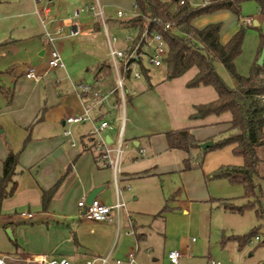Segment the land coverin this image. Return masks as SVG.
<instances>
[{
    "label": "crops",
    "instance_id": "crops-1",
    "mask_svg": "<svg viewBox=\"0 0 264 264\" xmlns=\"http://www.w3.org/2000/svg\"><path fill=\"white\" fill-rule=\"evenodd\" d=\"M32 1V14L46 30L43 42L36 46L41 61L30 67L16 57L23 50L30 54L32 47L35 48L23 42L28 39V43H32L34 35L30 28H23V35L10 37L0 44V49H7L15 56H5L7 62L0 66V76L8 75L9 78V87H1L7 103L0 107V176L8 147L20 155L17 189L12 197L4 200L0 213V241L3 244L0 257L11 262L46 257L67 259L73 264H99L100 258L108 256V264H117L116 261L128 264V254L134 253L135 264H170L168 253L177 250L182 254L181 264H200L204 252L202 241L182 239L175 225L187 227V233L191 235L198 229L201 211L215 207L231 215L243 216L253 211L259 227L264 228L256 208L231 212L220 206V202H227L242 207L249 201L242 185L210 177L222 166L243 165V159L235 156L231 147L208 152L200 169L185 172L182 171L183 153L168 148L165 134L169 131L191 128L202 144H214L230 134L229 113L205 119L190 118L194 106L217 99L212 87L187 88L196 69L173 80H166V72L162 83L153 85L151 70L144 66L150 72L146 79L147 89L143 86L132 89L122 67L118 66L119 74L124 78L123 86L131 96V101L127 102L124 94L123 105L118 73L109 55L108 39L111 37L106 24L103 33L106 48L101 55L94 56L91 63L82 61L75 53L63 55V67L50 69L47 62L51 45L47 34L53 38V43L56 39L69 40L86 35L91 38L96 33L101 34L100 23L82 21L86 17L81 18V15L86 14L87 7L71 13L62 0H46L39 4ZM95 1L96 7L90 9L95 11V17L101 18L103 10L99 1ZM248 3H254L257 12L247 16L245 21H242L243 15L240 20L235 15L238 23L230 32H225L218 21L221 17L229 19L227 10L213 13V20L206 21L210 14L193 23L199 29L208 24H221L222 44H226L242 24L253 30L249 37L246 34L242 54L235 61L238 73L244 76L249 74L257 59L259 32L264 34V11L257 3ZM113 38L117 43V38ZM123 43L121 47H114H128L126 39ZM30 68L35 69L37 81L26 78ZM88 74L92 75V80ZM82 84L98 93V97L92 92L81 93L79 86ZM58 90L64 91L63 97ZM86 110L90 114L87 122L66 123V118L83 115ZM103 121L110 125L102 132L106 142L112 147L122 144L117 172L103 163L95 149L93 128ZM66 131L70 134L65 135ZM198 155L195 151L196 162L200 158ZM58 182L56 192L45 207L43 192ZM256 183L261 186L263 201V171L256 177ZM95 189H99L95 199L103 205L112 206L117 199L125 204L113 222H92L84 218L78 202L87 201ZM166 208L167 211L161 214ZM181 211L186 217L180 218ZM22 213H31L33 217H22ZM175 231L180 239L170 244ZM220 237L222 248L231 240L237 242L240 250L247 244L241 246L239 238Z\"/></svg>",
    "mask_w": 264,
    "mask_h": 264
},
{
    "label": "trees",
    "instance_id": "trees-1",
    "mask_svg": "<svg viewBox=\"0 0 264 264\" xmlns=\"http://www.w3.org/2000/svg\"><path fill=\"white\" fill-rule=\"evenodd\" d=\"M137 15L121 25L134 28L138 34L148 29L158 31L163 35L168 49V57L164 62L167 72L166 80H173L184 76L192 69L197 73L186 84L187 88L212 87L217 93V99L210 103L194 106L191 119H205L210 116L231 115L230 134L218 141L212 147L201 150L200 141L196 139L191 128H184L167 132L166 139L170 150L183 153L182 171L200 169L204 156L214 150L231 147L235 156L243 159L242 166H222L210 175L213 179H226L231 184L242 185L245 198L249 201L245 206L236 207L227 202H220V206L231 212H242L245 209L256 208L258 219L264 221L262 207V189L256 183V177L261 173L262 158L258 149L264 148V64L258 65V59L264 52V34L259 32V47L256 61L250 68L249 74L238 73L235 61L242 54L243 44L247 34V26L241 25L238 32L226 43L220 41L221 24H208L202 29L194 26V21L202 16L218 11L228 10L240 20L242 18V4L257 3L264 11V0H208L203 7L180 5L177 0H133ZM158 21L160 24H156ZM166 25L170 28L166 29ZM223 65L229 76L236 82L235 87H229L217 74L214 63ZM140 72L145 79H149L150 72L140 62ZM126 80L131 71L126 72ZM127 102L131 96L123 86ZM195 151L199 152L196 162ZM20 163L19 153L8 147V153L2 161L0 176V213L4 200L12 197L17 189V169ZM61 181V180H60ZM60 182L53 188L43 192V205L46 207L56 192ZM167 208L161 213H165ZM257 231V229L255 230ZM250 238V236H249ZM249 238H239L241 246Z\"/></svg>",
    "mask_w": 264,
    "mask_h": 264
},
{
    "label": "rangeland",
    "instance_id": "rangeland-1",
    "mask_svg": "<svg viewBox=\"0 0 264 264\" xmlns=\"http://www.w3.org/2000/svg\"><path fill=\"white\" fill-rule=\"evenodd\" d=\"M100 6L103 10V17H95V11L90 8L96 7L95 0H62L63 5L67 8L70 7L71 13L75 10L81 8H86V14L81 15V18L86 17L84 20L88 24L93 22L100 23L101 34H97L95 37H77L69 40L65 39H56L55 47L59 51L61 57L64 55H73L74 53L82 61L91 63L94 56H99L105 51V38L104 33V23L108 29L109 35L111 38L116 37L118 42L114 44L115 47H121L124 45L125 39H133L137 36L138 32L131 27H121L122 22L131 20L137 15V10L134 6L133 0H98ZM32 0H0V44H4L8 41L10 37L15 38L18 35H23V28H30L33 30V37L31 39L32 43H28V39L24 40L25 44L32 47L30 54H27L24 50L21 51L19 56H16L20 59H23L26 66L33 67L41 61L37 53L38 42H43L45 31L41 25L38 17L32 12L34 11V5ZM242 21L247 20V16H250L257 12V9L254 3H244L242 5ZM97 11V8H96ZM122 11L125 16L119 18L117 13ZM255 11V12H254ZM228 12L229 19L226 17L219 18V22L222 24V29L225 32H230L231 27L237 26V18L231 11ZM212 14L211 16H206V21L213 20L215 17ZM79 18V19H81ZM210 19V20H208ZM102 20V21H101ZM240 25V24H239ZM47 28H50L47 26ZM67 28V27H66ZM52 29V28H51ZM50 30V29H49ZM51 31V30H50ZM52 32V31H51ZM43 33V35H42ZM248 37L253 30L247 27ZM93 34V33H92ZM250 40V39H249ZM75 42V43H74ZM246 44V43H245ZM1 46V45H0ZM25 46V45H23ZM25 48V47H24ZM246 51V48H245ZM247 52V51H246ZM4 53V54H2ZM73 53V54H72ZM7 57H15L13 54L9 53L7 49H0V66L7 62ZM145 66L151 70V83L153 85L162 83L165 79L166 68H155L151 66L147 60ZM215 70L217 74L224 80V82L229 87H235V81L229 76L226 72L223 65L219 62L214 63ZM58 69V68H57ZM250 71V69H249ZM88 77L92 80L93 77L91 74H88ZM130 84L132 89L139 88L143 86L147 89L148 84L145 78H142L140 81H136L133 77L127 79V84ZM8 75L0 76V107L5 105L6 97L1 92V87L4 86L8 88L9 86ZM63 90H58L57 93L61 94ZM61 97L62 94H61ZM222 137V136H220ZM124 148V153L126 152ZM259 155L263 160L261 165V171L264 172V148L258 149ZM264 190V183L262 184ZM173 206L174 204L171 203ZM264 208V199L262 201ZM180 218L186 217L181 211ZM249 218V219H248ZM177 231L181 233L182 239H187L188 242L192 240L202 241L204 246L203 259H201L200 264H208L211 261L229 263V264H260L264 262V228L259 227V222L253 211H248L245 215H231L228 212H225L223 209H214L211 210L209 207L207 210H202L199 216L198 229L191 235L187 233V227L181 228V224L175 225ZM179 229V230H178ZM257 229V231H255ZM193 230H196L193 227ZM177 231L174 233V237H171L170 244H174L175 241L179 238ZM225 238H249L247 244L243 249H239L236 241L231 240L227 245L222 248L221 246V237ZM256 237L259 238V241L256 240ZM163 239V238H162ZM177 240V241H178ZM163 242V240H162ZM0 241V248L2 247ZM180 260V264H181Z\"/></svg>",
    "mask_w": 264,
    "mask_h": 264
},
{
    "label": "built area",
    "instance_id": "built-area-1",
    "mask_svg": "<svg viewBox=\"0 0 264 264\" xmlns=\"http://www.w3.org/2000/svg\"><path fill=\"white\" fill-rule=\"evenodd\" d=\"M46 0H35L36 4L42 3ZM180 5H191L193 7H203L207 5L208 0H177ZM44 11L47 12L48 8H44ZM99 15L102 16V12L98 11ZM119 18H123L125 14L122 11L117 13ZM156 24H160V22L156 21ZM166 29L170 28L169 25L165 26ZM47 39L49 44L51 45L48 57V67L50 69H57L63 67L62 57L54 46L53 38L47 34ZM136 38L126 39V43H128V47L124 49H117L114 47V43H116L115 38L108 39L109 41V55L114 62V66L118 73V88L120 90L123 105L125 103L124 100V89H123V81L124 78L121 74H119L118 66L122 67V73L125 74L128 71H131V74L135 80H140L142 78V74L139 70L140 62H142L143 66H145V62H147L155 67L160 68L164 65L165 60L168 57V49L166 42L163 38V35L158 31L150 32L146 29L139 39L136 41ZM26 78L29 80L37 81L39 77L36 75V71L34 68L28 69L26 72ZM79 90L83 94L91 93L92 89L84 84L79 86ZM95 97H98V93L92 92ZM90 120L89 110H86L83 115L79 116H70L66 118V123L71 124H79L85 123ZM110 128V125L107 121L101 122L99 125H94L93 134L96 136L95 141V149L101 160L106 166L112 168L115 172L120 170V160L122 155V144L121 142L116 146L112 147L109 145L104 137L102 136V132L106 129ZM70 132L66 131L65 135H69ZM78 207L83 211V216L86 220L92 222H113L119 217L120 212L125 208V204L118 200L112 206L103 205L100 201L94 199L90 204H87L86 200L83 199L78 202ZM22 217L32 218L33 214L31 213H22ZM259 239V238H257ZM182 254L177 251H171L168 253V260L170 264H180V259ZM109 257H103L99 259V264H108ZM117 264H121V261H116ZM0 264H73L69 262L67 259H47L46 257H39L31 261L24 262H11L8 261L5 257H0ZM79 264H93V262L79 263ZM128 264H135V254H128ZM210 264H229L222 262L211 261Z\"/></svg>",
    "mask_w": 264,
    "mask_h": 264
},
{
    "label": "water",
    "instance_id": "water-1",
    "mask_svg": "<svg viewBox=\"0 0 264 264\" xmlns=\"http://www.w3.org/2000/svg\"><path fill=\"white\" fill-rule=\"evenodd\" d=\"M257 63H258L259 66H262L264 64V52H262V54H261L260 58L258 59ZM212 146H213V142H206V143L201 144L200 148L202 150H205V149L210 148ZM98 191H99V189H95L89 194V196L87 198V201H86L87 204H90L96 198V195H97Z\"/></svg>",
    "mask_w": 264,
    "mask_h": 264
}]
</instances>
